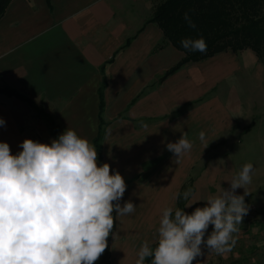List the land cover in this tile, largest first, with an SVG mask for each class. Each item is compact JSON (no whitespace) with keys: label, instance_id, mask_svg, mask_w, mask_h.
<instances>
[{"label":"crops","instance_id":"obj_1","mask_svg":"<svg viewBox=\"0 0 264 264\" xmlns=\"http://www.w3.org/2000/svg\"><path fill=\"white\" fill-rule=\"evenodd\" d=\"M156 4L13 0L0 19V142L15 155L25 139L50 143L74 129L94 144L98 165L124 177L119 203L136 205L129 215L113 213L118 235L95 264H135L145 240L155 247L162 209L179 207L173 194L207 161L226 159L229 139L259 110L260 75L249 67L257 56L227 51L172 72L185 55L151 23ZM182 133L193 147L177 163L166 144ZM202 251L193 264H212Z\"/></svg>","mask_w":264,"mask_h":264},{"label":"clouds","instance_id":"obj_2","mask_svg":"<svg viewBox=\"0 0 264 264\" xmlns=\"http://www.w3.org/2000/svg\"><path fill=\"white\" fill-rule=\"evenodd\" d=\"M184 19L195 28L187 13ZM181 46L207 51L203 37L184 38ZM4 125L0 118V127ZM198 139L208 146L204 131ZM19 147L14 155L7 142H0V264H95L108 248L109 236L114 240L118 235L113 213L123 217L135 211L131 201L119 203L127 188L124 177L108 163L98 165L94 144L71 128L50 143L25 139ZM192 147L187 133L166 144L177 163ZM253 175V164H244L229 188L221 187L190 214L184 208H163L156 246L145 240L135 264H146L148 258L150 264H193L203 255L202 246L216 254L230 252L248 213L246 186ZM241 188L244 194L237 195ZM181 195L188 200L191 189L173 194V200ZM210 225L213 230L205 239Z\"/></svg>","mask_w":264,"mask_h":264},{"label":"rangeland","instance_id":"obj_3","mask_svg":"<svg viewBox=\"0 0 264 264\" xmlns=\"http://www.w3.org/2000/svg\"><path fill=\"white\" fill-rule=\"evenodd\" d=\"M165 1L156 0V7ZM247 52L252 53L250 50ZM249 67L250 72L260 75L259 110L252 113L253 118L244 120L247 127L241 136L229 139L226 159H212L207 161L205 168H209L206 171H195L186 187V190L191 189V195L195 189L194 201L191 202V196L188 200L183 198L180 206L189 214L196 207L205 206L209 195L218 194L221 187H230L229 181L238 174L244 164H253L252 183L246 186L249 193L245 196L248 213L238 226L240 231L234 234L236 244L230 252L224 254L210 252L212 264H264V61L253 58ZM245 115L248 117L251 114L245 112ZM236 194L243 195L244 189H237ZM188 204L192 205L186 207ZM212 230L213 226L210 225L205 239Z\"/></svg>","mask_w":264,"mask_h":264},{"label":"trees","instance_id":"obj_4","mask_svg":"<svg viewBox=\"0 0 264 264\" xmlns=\"http://www.w3.org/2000/svg\"><path fill=\"white\" fill-rule=\"evenodd\" d=\"M12 1L0 0V19ZM185 13L195 28L184 19ZM151 23H156L165 39L185 55L172 72L227 51L240 53L250 50L260 61H264V0H166L156 7ZM200 37L207 44L206 52H192L181 46L184 38ZM4 93L28 102L16 93ZM51 125L56 134L54 125ZM182 199L181 196L179 208ZM150 262L151 258H148L146 264Z\"/></svg>","mask_w":264,"mask_h":264}]
</instances>
